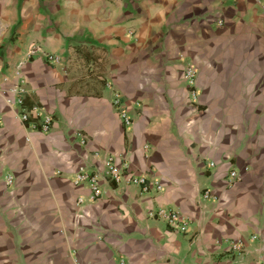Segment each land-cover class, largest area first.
Masks as SVG:
<instances>
[{
	"label": "crops",
	"instance_id": "obj_1",
	"mask_svg": "<svg viewBox=\"0 0 264 264\" xmlns=\"http://www.w3.org/2000/svg\"><path fill=\"white\" fill-rule=\"evenodd\" d=\"M109 155L151 189L106 178ZM0 264H264V0H0Z\"/></svg>",
	"mask_w": 264,
	"mask_h": 264
},
{
	"label": "built area",
	"instance_id": "obj_2",
	"mask_svg": "<svg viewBox=\"0 0 264 264\" xmlns=\"http://www.w3.org/2000/svg\"><path fill=\"white\" fill-rule=\"evenodd\" d=\"M260 1V0H259ZM27 59H33L35 57H42L45 58L49 63L57 65L61 63V57L58 54L51 53L47 51L42 45L31 42L29 46V50L27 53ZM197 68L194 65H187L185 69V78L188 82V84L193 88L195 86V78L197 76ZM16 75L21 76V70H16ZM11 92L15 94V99L13 101L14 106L17 105L19 108V115L22 120V122L30 126L31 128L35 130H40L43 132H48L53 124V117L52 115L46 114L43 115L40 113L39 106H32L30 108H27L24 103V94L25 89L21 85H15L10 89ZM193 98H197V91L196 89H191ZM12 102V100H10ZM113 105L115 108L118 109V112L120 116L123 118L125 123L131 124L132 123V117L128 114V111L124 105V101L122 98V95L119 91H116L113 98ZM32 112L35 113L37 117L40 118L42 116L41 121L31 120L32 118ZM211 165H214L213 162H211ZM106 170L103 172L106 178L109 180L115 182L116 184H120L122 182H125L126 184H135L142 186V190L145 192H148L151 189L150 184V178L148 175H137L134 173H131L130 171H123L121 167H119L115 161V157L112 155H109L106 158ZM102 175L99 173H90L86 170H81L75 177V183H85L87 182L91 188V194L89 196L90 201H96L103 195V187L101 185V177ZM239 176L237 170H232L230 172L229 181L233 182L237 177ZM7 181L9 183H14V179L12 176L7 177ZM154 186L158 190H162V184L159 180L153 181ZM204 197L211 198L212 192L208 189H206L203 193ZM84 198L80 197L79 202H83ZM150 215L155 218H159L163 221H165L171 228H173L175 231L179 232H187L189 221L176 209L174 208H158L157 210H152L150 212ZM234 248L237 247L236 245L233 246Z\"/></svg>",
	"mask_w": 264,
	"mask_h": 264
}]
</instances>
